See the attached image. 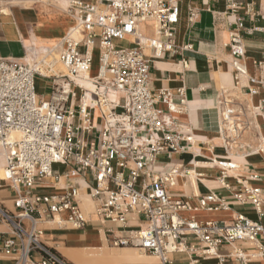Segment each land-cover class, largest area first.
Listing matches in <instances>:
<instances>
[{
	"label": "built area",
	"instance_id": "built-area-1",
	"mask_svg": "<svg viewBox=\"0 0 264 264\" xmlns=\"http://www.w3.org/2000/svg\"><path fill=\"white\" fill-rule=\"evenodd\" d=\"M68 12L74 26L39 58L32 62L0 58V150L5 160L0 186L8 183L14 192L12 210L0 202V222L9 226V231L0 232V258L12 264H72L42 240L40 224L82 228L87 217L80 195L87 194L94 202L92 213L102 222L126 228L129 218L140 220L137 230L112 237L113 245L138 247L156 255L159 264H171L169 254L183 251L191 255V264L202 258H215L217 264L264 261L261 188L239 182L233 194L236 203L251 206L254 219L237 214L228 222H199L180 216L179 211L191 207L167 192L180 168L153 169L159 155L179 152L181 140L191 141V135L183 136L176 124L177 115L186 110L183 89L152 90L150 60L144 53L146 47L155 55L191 47L174 41L179 0H98L95 4L69 0ZM193 16L190 10L188 19ZM145 19L155 23L151 37L137 31L138 22ZM235 25L228 42L230 65L237 76L247 77L239 34L244 25L239 18ZM125 39L131 41L115 42ZM91 53L97 54L102 68L92 79V99L85 102L86 87L74 77L91 69ZM57 62L66 72L56 68ZM38 77L48 82L47 98L36 91ZM109 90L114 99H106ZM218 106L222 141L229 149L241 148L245 124L226 90L221 91ZM94 109L102 119L96 136ZM57 164L62 168L56 169ZM217 165L223 182L234 164L220 160ZM61 178L59 192L38 188L44 179L59 183ZM198 205L217 209L228 203L210 192L198 199ZM187 236L196 242L185 246ZM224 245L228 248L222 253Z\"/></svg>",
	"mask_w": 264,
	"mask_h": 264
},
{
	"label": "crops",
	"instance_id": "crops-1",
	"mask_svg": "<svg viewBox=\"0 0 264 264\" xmlns=\"http://www.w3.org/2000/svg\"><path fill=\"white\" fill-rule=\"evenodd\" d=\"M80 1L95 4L98 0ZM68 4L69 0H0V58L27 61L28 53H31V57L32 54L40 55L59 43L75 24L73 15L68 12ZM190 10L194 13L192 21L188 19ZM237 18L244 25L239 34L244 47L243 63L247 77L242 78L241 84L235 87V78L229 81L227 73L233 76L228 42L232 32L237 30ZM154 25L151 20H141L137 31L151 37L154 32L146 34L141 26L154 28ZM116 41L126 45L131 39ZM174 41L177 46L189 44L191 47L176 53L161 52L158 55L151 48H144L150 60L149 86L154 91L166 88L173 93L178 88L183 89L186 110L177 115L176 124L183 136L191 135V141L181 140L179 152L159 155L153 169L167 172L175 166L180 168L181 174L176 177L173 186L167 187V192L191 207L179 211V215L184 218H193L199 222H228L237 214H243L254 219L251 206L236 203L233 194L240 187L239 182L259 187L264 192V0H179V22ZM96 60L95 57L93 68L97 66ZM222 90H226V94L233 100L239 118L245 124L239 144L241 148L237 147L232 152L220 136L218 97ZM39 94L44 96L45 92ZM160 107L164 109L165 106ZM0 156L3 158L1 150ZM199 159L214 160V163L196 164ZM220 160L234 164L223 182L217 165ZM1 165L4 167V158ZM55 168L61 169L62 166L57 164ZM190 170L198 174L197 192L190 183ZM252 175H256V178H251ZM63 180L61 178L59 183H54L48 179L38 188L59 192ZM78 182L76 179L75 183ZM210 192L221 197L228 206L200 208L198 199ZM84 195L87 194L80 195V205L87 217L85 225L79 229H59L41 223V238L47 245L55 248L72 264H83L82 260L91 252L110 253L113 258L110 264H159L154 255L139 256L134 246L115 247L111 243L112 237L137 230L139 219L129 218L126 228L119 223L102 222L84 204L83 208L81 197ZM13 198L14 192L8 183L3 182L0 186V202L12 210ZM6 231H9V226L0 222V232ZM195 242L192 236L185 238V246ZM227 248L222 246L221 252L224 253ZM169 259L171 264H191V255L187 251L170 253ZM0 264L12 262L0 258ZM196 264H217V260L202 258ZM225 264L234 263L227 260ZM250 264H264V261H253Z\"/></svg>",
	"mask_w": 264,
	"mask_h": 264
},
{
	"label": "bare ground",
	"instance_id": "bare-ground-1",
	"mask_svg": "<svg viewBox=\"0 0 264 264\" xmlns=\"http://www.w3.org/2000/svg\"><path fill=\"white\" fill-rule=\"evenodd\" d=\"M145 20H151L153 21L152 19H145ZM154 22V21H153ZM139 23V22H138ZM138 26V24H137ZM48 28V27H47ZM141 30H143L144 32L147 33H150V34H153L154 32V28H150L149 27H144V26H141ZM58 36V35H57ZM45 52V51H44ZM44 52L40 53V55H34L32 54V57H31V53H28L27 54V61L28 62H32L33 60L39 58ZM91 58H92V63H91V69L85 73H82L81 76L79 77H74L75 80L80 83L81 85H83L84 87H86V90L85 91V96L83 98V100L85 102L88 101V99H92V97L90 96V93H89V90L91 89H94V83H93V77L98 75L99 71L101 70L102 66L99 62V57L97 56V54L95 53H91ZM96 55V56H95ZM95 57L97 58L96 62H97V66L96 68H93V64H94V59ZM95 65V64H94ZM231 66V65H230ZM57 69L59 70H62L63 72H66V69L65 67L60 63V62H57V66H56ZM233 77L235 78V87H238L240 84H241V79L244 78L246 79L245 76H237L234 72H233V76L231 77L229 75V73H227V79H229V81H231L233 79ZM106 99H114V95L113 93L111 92V90H109L107 92V95H106ZM106 99H104L103 101H105ZM104 107H107V103H103ZM215 110V109H214ZM98 112V111H97ZM195 112V111H194ZM215 112V111H214ZM212 113V112H211ZM94 114V113H93ZM98 114V113H97ZM205 114V113H204ZM210 114V113H209ZM214 114V113H213ZM196 116V115H195ZM212 116V115H211ZM204 117V116H203ZM94 118V117H93ZM212 118V117H211ZM208 119V118H207ZM206 120V119H204ZM260 120V119H259ZM207 121V120H206ZM208 123V122H207ZM211 123V122H210ZM216 123V122H215ZM216 125V124H215ZM211 126V125H210ZM217 130V129H216ZM221 136V135H220ZM264 143V141H263ZM224 146V145H223ZM264 146V145H263ZM223 148V147H221ZM236 148L234 146H231L230 148V151H234ZM3 154V152H2ZM3 158H4V154H3ZM3 158L2 156H0V179H3L4 178V167L3 165H1L2 161H3ZM214 161V160H213ZM213 161H201L200 159L199 160H196V164H208V165H212L214 162ZM4 165H5V160H4ZM183 173V172H182ZM190 175V183L192 184V186L194 187V191L197 192V177H198V174L195 170H190V173L188 174ZM187 181V180H186ZM201 182V181H200ZM185 185V184H184ZM202 186V185H201ZM200 187V186H198ZM85 197V198H83ZM82 199V206L83 204L88 208L90 209L91 213L93 212V209H94V202L90 199V197L88 195H84L81 197ZM81 206V205H80ZM82 208V207H81ZM84 208V206H83ZM83 210V209H82ZM199 213V212H198ZM115 247H117L116 245H114ZM136 249V253L141 256V257H148V255H153V254H150V253H146L144 252L143 250L139 249L138 247H134ZM118 249V248H117ZM86 253V252H85ZM84 253V254H85ZM148 254V255H146ZM85 256V255H84ZM156 256V255H154ZM151 257V256H150ZM112 257L110 256V253L108 252H91L89 253V255H87L85 257V259L82 260V263L83 264H110L111 261H113V258L111 259Z\"/></svg>",
	"mask_w": 264,
	"mask_h": 264
},
{
	"label": "rangeland",
	"instance_id": "rangeland-1",
	"mask_svg": "<svg viewBox=\"0 0 264 264\" xmlns=\"http://www.w3.org/2000/svg\"><path fill=\"white\" fill-rule=\"evenodd\" d=\"M115 42L119 45L125 44L122 41H115ZM35 82H36V91L38 93L45 92L43 97L47 98L48 92L50 91V87L48 85V82L45 81L44 79L40 78V77H38ZM93 113L94 114L92 115V121L95 123V126H96L93 135L96 136V135H99V133H100L99 131H100L101 126H102V119L100 118L99 114H97L98 112L96 109H94ZM47 180L48 179H44V181H47ZM83 198H85V197H83ZM146 255H148V254H146ZM148 256H150V255H148ZM157 262H158V259H157Z\"/></svg>",
	"mask_w": 264,
	"mask_h": 264
}]
</instances>
